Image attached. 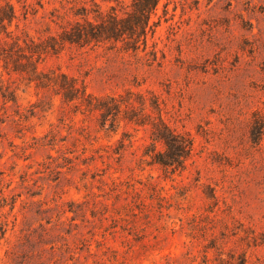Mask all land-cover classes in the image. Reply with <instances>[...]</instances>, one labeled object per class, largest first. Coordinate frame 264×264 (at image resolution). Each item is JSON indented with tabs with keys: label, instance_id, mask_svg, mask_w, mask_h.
<instances>
[{
	"label": "rangeland",
	"instance_id": "1",
	"mask_svg": "<svg viewBox=\"0 0 264 264\" xmlns=\"http://www.w3.org/2000/svg\"><path fill=\"white\" fill-rule=\"evenodd\" d=\"M7 1L12 30L37 43L84 7L132 2ZM152 23L146 50L66 44L38 66L102 103L156 94L194 141L174 174L144 157L148 127L112 123L1 63L15 94L0 93V264H264V0H161Z\"/></svg>",
	"mask_w": 264,
	"mask_h": 264
},
{
	"label": "trees",
	"instance_id": "2",
	"mask_svg": "<svg viewBox=\"0 0 264 264\" xmlns=\"http://www.w3.org/2000/svg\"><path fill=\"white\" fill-rule=\"evenodd\" d=\"M160 1L132 0L129 6L112 5L107 11L102 10L97 3L91 9L84 7L76 13L78 18L69 27H65L58 37H51L43 43L23 38L12 30L17 13L14 4L7 1L4 5L0 4V69L3 63L2 67L9 75H22L40 89L53 87L66 102L78 103L88 111L99 110L106 120L113 119L112 123L122 116L136 127H148L151 143L146 146L144 157L150 158V164L160 165L167 173L182 171L192 154L194 141L167 122L162 102L156 94L148 91L149 96L129 90L126 94L110 95L102 103L78 79L65 74L44 73L38 66V58L43 52H57L66 44L80 47L106 46L125 53L146 50L149 34L154 27L152 17ZM8 88L2 72L0 93L13 98L15 91ZM138 106L142 108L141 111L137 110ZM148 109L152 114L146 112ZM240 260V264L247 262L245 257Z\"/></svg>",
	"mask_w": 264,
	"mask_h": 264
}]
</instances>
